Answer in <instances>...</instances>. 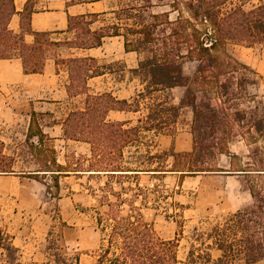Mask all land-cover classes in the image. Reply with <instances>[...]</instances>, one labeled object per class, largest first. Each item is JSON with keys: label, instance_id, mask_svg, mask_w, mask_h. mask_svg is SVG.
I'll return each mask as SVG.
<instances>
[{"label": "trees", "instance_id": "16d2710c", "mask_svg": "<svg viewBox=\"0 0 264 264\" xmlns=\"http://www.w3.org/2000/svg\"><path fill=\"white\" fill-rule=\"evenodd\" d=\"M144 3L141 10L143 13L150 7L149 0ZM226 3L230 5L228 9L224 8ZM168 7L170 11L177 13V17L170 21L169 13H166V41L160 43L152 38L157 25H143L144 23L135 21L134 5L121 9L123 18L132 22L125 23L122 32L115 25L91 32L88 27L91 20L85 21L83 17L69 19V30L80 31L76 35V42L71 43L70 47L97 48L101 46L103 38L121 36L125 50L143 54V58L138 67L130 71L133 77L138 78L141 86L132 101L116 100L109 94H86L84 109L71 112L64 120V136L89 144L94 160L89 168L108 174L116 180L129 176L137 178L142 172H151L153 176L166 173L186 176L208 172L251 175L253 180L249 193L252 204L232 213L222 224L214 226L206 234L208 244L201 243L206 250L192 247L187 254L186 264H264V159L260 156V149L254 148L248 156L252 163H246L242 167L236 163L238 157L230 154L227 146L223 147L224 144L212 142L206 146L207 156L213 157L217 152L229 158V170L204 167L203 156L199 151L203 149L199 121H231L227 119L229 116L235 117L232 123H213L208 128L227 132V138L236 136L238 130H245L242 135L255 140L254 144L258 138L264 142V104L252 101V106L241 110L236 101L238 93H245L249 86L254 85L249 77L258 75L226 51L227 45L245 48L264 45V0H257L256 3L254 0H170ZM14 13L13 0H0V60L18 58L22 62L24 74L41 73L45 60L44 47L57 43L50 42L47 33H34L30 30V11L26 7L21 27L23 32L34 36V43L25 44L23 33L15 34L8 27ZM136 26L141 28L137 29ZM136 35L143 36V39L128 38ZM64 63L69 73L67 92L70 96L86 93L87 79L98 77L102 73L97 61L90 57L69 59ZM186 63L194 64L190 75L184 73ZM174 88L184 89L179 106L169 102L170 99L166 96V92ZM159 94H163V99L158 97ZM182 108H188L192 112L191 132L194 139L192 151L180 155L184 160L181 170H166V157H174L172 151L154 154L149 152L145 167L122 166V150L138 142L141 132L152 133L153 137L159 134L172 135L171 128L178 120ZM111 110L139 112L140 117L132 126H129V122H109L106 121V116ZM35 116L32 113L25 142L29 143L36 137V143L42 147L48 138L34 122ZM241 121H245L244 125L238 123ZM34 127L36 131L33 134ZM48 152L54 157L53 149L49 148ZM155 160H159L157 166L148 169L147 166ZM161 160L164 163H160ZM14 164L15 158L4 153V143L0 141V175L16 174L12 171ZM50 164L56 165L54 158ZM73 171L84 172L81 169ZM63 172L72 171L57 166L56 170H36L20 174L33 176L30 178L36 181L40 174H51L53 187L57 191V176ZM107 187L109 186L105 184V188ZM122 193L112 194L116 203L105 197L106 201L100 204L106 207L104 216L111 227L107 246H101L96 264H178V241H166L158 236L153 223L141 213L135 212L133 203L126 217L119 216L122 203L119 199ZM97 223L100 225L101 219ZM0 250L6 264H22L18 249L13 246L9 235L1 229ZM211 251L217 252L218 256L214 258ZM55 256L57 260L62 258L58 252H55Z\"/></svg>", "mask_w": 264, "mask_h": 264}, {"label": "rangeland", "instance_id": "374dc122", "mask_svg": "<svg viewBox=\"0 0 264 264\" xmlns=\"http://www.w3.org/2000/svg\"><path fill=\"white\" fill-rule=\"evenodd\" d=\"M145 1L119 0L118 4L122 7L134 5L135 21L142 22L143 25H157L152 38L159 43L166 41V13H169L170 21L175 20L177 13L170 11L168 7L170 0H149L150 7L143 13L141 10ZM254 2L256 3L257 0ZM229 7V3L224 6L225 9ZM184 16H187L186 13ZM123 23L132 22L123 18ZM136 27L141 28V26ZM75 32L76 35L80 33L79 30ZM67 38L71 36L48 37L50 42L57 44L44 47L43 56L46 52L56 56V48L67 47L76 42V40L68 42ZM128 38L142 40L143 36L136 35ZM58 39L60 41H54ZM230 49L231 46L227 45L226 51L231 55ZM140 58H143V54ZM57 61L58 64L62 62ZM193 67L192 63L184 64V73L190 75ZM249 80L253 81L254 85L249 86L245 93L237 94L236 101L241 110L252 106V101L264 104V80L259 76H250ZM139 84L138 80L133 86L138 85L139 88ZM180 89L184 91L183 88ZM175 95L178 96L179 93ZM166 96L169 97V102L173 103L172 92H166ZM158 97L163 99V94H159ZM31 118L30 116L29 125ZM227 119L231 121H199L202 127L200 135L203 139V145H201L203 149L199 151L203 156L204 167H209L211 170H229L230 168V160L224 154L216 152L213 157L207 156L205 148L212 142L218 145L224 144V148L227 146L229 153L238 157L236 163L242 167H245L246 163H252L248 156L256 147L260 149V156L264 159V142L260 138L254 144L255 140L253 141L248 135H242L245 130H238L236 136L227 138V132L212 131L208 128L213 123L221 125L232 123L235 117L229 116ZM182 120L186 122V115H183ZM53 121L56 119L48 113H36L34 117V122L40 127L50 125ZM27 122L25 115H22L16 125H7V127L0 123V141L4 143V153L15 158L12 171L16 172V174L0 175V229L9 235L13 246L18 249L19 261L22 264H96L101 246L103 245L104 248L107 246L111 227V223L104 216L106 207L100 204L106 201L105 197H108L112 203H116L115 198L112 197L114 193L123 192L119 199V202H122L120 217H126L129 214V207L133 203L135 212L141 213L146 220L153 223L158 236L166 241L173 239L178 241V264H186L187 254L192 247L205 251L206 247L201 243L208 244L205 240L206 234L214 226L222 224L232 213L252 204L249 193L253 180L251 175H228L219 172L186 176H181L179 173H167L168 175H151L142 179L140 176L138 179L129 176V178L117 179L118 182L116 178L108 176L105 180V184L109 186L107 188L105 185L100 186L99 179L89 184L82 175L71 176L72 178L67 180L59 175L57 176L59 190L56 191L51 174H40L38 181L30 178L33 176L20 174L36 170H56L57 166H61L57 163L56 151L48 141L44 142L42 147L36 143V137H33L29 143L25 142L29 130ZM238 123L244 125L245 121ZM176 128L175 125L172 126L173 133ZM191 128L192 121L189 125L190 132ZM35 131L34 127L32 133L34 134ZM139 137L138 142L122 150V166L145 167L149 152L160 153L156 150L152 153L153 150L147 148L155 146L152 133L141 132ZM192 138L194 139L193 134ZM30 143L34 144V148ZM49 148L54 150V157L48 152ZM181 154L185 153H174V157H166L164 164L166 170L182 169L184 160L180 158ZM52 158L55 159L56 165L50 164ZM77 160L68 154L66 167H61L69 171L83 170L81 159ZM158 162L159 160L152 161L147 166L148 169L155 168ZM75 163H77L76 167L73 166ZM160 163L164 161L161 160ZM223 177H229L227 178L228 186L238 187L239 194L226 195L222 202L226 203L227 207L218 208V197L216 195L212 197L210 190L216 189L222 181H226ZM236 206L239 207L238 210H235ZM98 219H101L100 225L97 223ZM114 250L113 247L112 251ZM55 252L61 255L60 260H57ZM211 254L214 258L218 256L215 251H211ZM0 264H6L1 256V250Z\"/></svg>", "mask_w": 264, "mask_h": 264}, {"label": "crops", "instance_id": "0c3cea01", "mask_svg": "<svg viewBox=\"0 0 264 264\" xmlns=\"http://www.w3.org/2000/svg\"><path fill=\"white\" fill-rule=\"evenodd\" d=\"M118 3L119 0H13L15 13L8 27L15 34L23 33L25 44L34 43V36L23 32L21 27L22 14L27 7V11H30V30L34 33H47L50 38L69 35L71 38H67L66 41L76 40V32L69 30V19L74 17H83L85 21L91 20L88 26L91 32L114 25L120 27L119 30L122 32L127 23H123L121 11L123 7ZM230 46L231 55L251 67L259 78L264 80V45L257 48ZM56 50V56H51L48 52L44 54L43 70L38 74H24L22 62L18 58L0 60V123L3 126L16 125L20 121V116L25 115L28 128L32 113L52 115L56 121L41 128L57 153V163L66 167L68 154H70L76 161L80 158L84 166V172H63L62 179L67 180L72 178L71 176L82 175L89 184L99 179L100 186L105 185L108 174L89 168L94 162L90 145L66 138L63 123L69 113L84 109L86 94H109L116 100L132 101L141 86L139 88L138 85L133 86L136 81L138 82V78L133 77L130 71L136 69L142 59L140 54L125 50L121 36L105 37L102 39L101 46L97 48L83 49L67 46L58 47ZM84 57L95 59L102 73L98 77L87 79L86 93L70 96L67 92V86L70 83L69 73L64 61ZM57 60L62 62L58 64ZM170 92L173 95L172 104L179 106L184 91L174 88ZM175 92L179 95L176 96ZM183 115H186V122L182 120ZM139 117V112L111 110L106 116V121L129 122V126H132ZM191 121V110L182 108L175 123L177 127L175 132L172 135H157L154 137L155 146L147 148L152 149V153L154 150L173 153L191 152L193 149V138L189 129ZM76 165L77 163L73 166L76 167ZM138 175L142 179L151 176L152 173L142 172ZM223 178L226 181H222L216 189L210 190L212 197L215 195L218 197V208L227 207V204L222 202L226 195L239 194L238 187L228 186L227 178L229 177ZM238 206L235 210L239 209L240 206Z\"/></svg>", "mask_w": 264, "mask_h": 264}]
</instances>
